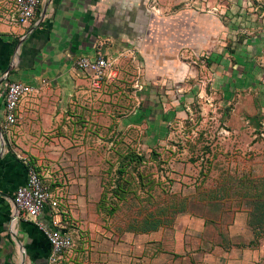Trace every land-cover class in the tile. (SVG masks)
<instances>
[{
    "label": "rangeland",
    "instance_id": "374dc122",
    "mask_svg": "<svg viewBox=\"0 0 264 264\" xmlns=\"http://www.w3.org/2000/svg\"><path fill=\"white\" fill-rule=\"evenodd\" d=\"M17 4L13 0L16 12ZM207 4V10L222 16L223 41L234 37V105L197 98L182 103L177 116L157 122V127L148 120L135 123L130 119L135 110L145 112L156 104L139 103L140 89L129 70L119 71L116 81L104 89H95L99 97L80 102L78 133L72 135L77 146L48 149L62 150L60 157L66 150L67 158L73 155L79 171L85 173L86 181L80 186H90L94 194L69 200L62 195L67 184L45 180L40 171L46 165L39 164L49 192L59 195L58 218L69 226L78 244L77 254L62 264H90L92 247L100 251L105 241L111 243L110 256L121 264L226 263L217 253L205 261L202 246L208 243L203 242L210 241L213 247L234 245L235 223L245 219L234 201L240 178L249 177L245 188L264 190V0H207ZM196 189L202 198L227 199L213 208L204 207L212 211L214 223L184 207V196ZM172 193L180 196L171 199V204H178L177 211L164 226L152 229V221H144L155 212L168 218L166 203L159 207L157 202ZM13 211V206L0 203V264H21L13 237ZM246 225L249 230L241 231L240 241L253 234L247 221ZM178 240L183 242L180 248ZM261 240L264 237L250 247L257 248ZM247 257L236 252L231 263L264 264L263 259Z\"/></svg>",
    "mask_w": 264,
    "mask_h": 264
},
{
    "label": "crops",
    "instance_id": "0c3cea01",
    "mask_svg": "<svg viewBox=\"0 0 264 264\" xmlns=\"http://www.w3.org/2000/svg\"><path fill=\"white\" fill-rule=\"evenodd\" d=\"M207 6V0H42L31 24L22 25L15 20L13 0H0V123L10 81L39 88L20 102L17 124L0 132V203L14 207L12 197L26 181L27 165L40 171L43 162L46 166L40 172L45 180L67 184L62 195L69 200L94 194L90 186H80L86 181L85 173L79 171L73 155L67 158L66 150L60 157L62 150L48 149L77 146L72 135L78 133V105L100 96L90 74L77 64L81 56L104 55L114 63V73L103 89L116 81L119 71L131 72L140 89L139 103L156 104L145 112L135 110L130 116L135 123L148 120L156 126L177 116L182 103L197 98L234 105V37L223 41L222 16ZM33 156L39 160L32 162ZM243 221L235 223L231 248L203 242L208 243L202 246L205 261L217 253L225 264H232L236 252L264 260V240L254 249L250 247L253 234L237 239L242 230H249L246 218ZM18 224L26 264H46L50 252L46 236L30 221ZM63 225L75 242L64 262L76 253L78 244L69 226ZM182 245L178 240V247ZM92 249L90 264H121L110 256V242L102 243L100 251Z\"/></svg>",
    "mask_w": 264,
    "mask_h": 264
},
{
    "label": "built area",
    "instance_id": "2783aa9c",
    "mask_svg": "<svg viewBox=\"0 0 264 264\" xmlns=\"http://www.w3.org/2000/svg\"><path fill=\"white\" fill-rule=\"evenodd\" d=\"M42 0H18L15 20L22 25H30L36 16L38 6ZM77 64L80 69L91 76V83L95 89H100L105 81L114 73V63L104 55L88 57L81 56ZM42 83H46L43 80ZM39 88L32 84L13 80L10 81L4 98V120L0 123L3 133L19 120V105L22 99ZM14 215L12 222L27 220L32 222L47 238L50 252L46 264H62L65 254L71 252L75 242L72 234L65 225L60 224L59 195L49 192L40 172L35 166L27 165L26 181L18 186L13 194ZM19 239L17 233H14Z\"/></svg>",
    "mask_w": 264,
    "mask_h": 264
},
{
    "label": "trees",
    "instance_id": "16d2710c",
    "mask_svg": "<svg viewBox=\"0 0 264 264\" xmlns=\"http://www.w3.org/2000/svg\"><path fill=\"white\" fill-rule=\"evenodd\" d=\"M249 181V177L239 179V184L241 185V187L237 190L238 194H235L236 198L234 197V201L238 205L236 211H241L243 214L245 213L247 224L253 231L254 236L250 241V244H252L257 241V239L259 240L261 237H264V190L252 191V188L250 187L245 188V185H249ZM253 185H255V183H253ZM200 194V192H198L197 194L196 189L194 194L185 195L184 207L190 214L199 215L203 217L208 223H214L215 216L213 215L212 211H205L204 207L210 206V208H213L214 205H220L227 199L211 195H206L202 198ZM172 198L177 200L180 199V196L174 193L167 194L165 198L157 202V205H159V207L163 204L162 202L166 203L170 215L168 218L164 217L160 212H155L148 216V221H144L145 223H149V221H152V229L158 230L160 227L164 226L165 221L171 219L172 214L177 211L176 209L178 204H171Z\"/></svg>",
    "mask_w": 264,
    "mask_h": 264
},
{
    "label": "bare ground",
    "instance_id": "6f19581e",
    "mask_svg": "<svg viewBox=\"0 0 264 264\" xmlns=\"http://www.w3.org/2000/svg\"><path fill=\"white\" fill-rule=\"evenodd\" d=\"M2 149H3V146H1V151H2ZM12 230H13V237H14L15 243L17 244V246L20 248V251H21V264H26V255H24L26 253V251H25V253H23V251H24L23 244L21 243V241L19 239H16V237L14 236V233L15 234L17 233L16 219H14V221L12 222Z\"/></svg>",
    "mask_w": 264,
    "mask_h": 264
}]
</instances>
